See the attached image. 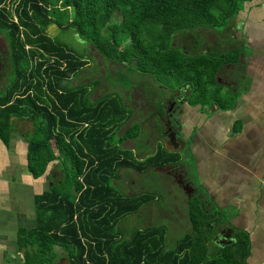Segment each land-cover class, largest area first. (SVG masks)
Masks as SVG:
<instances>
[{
    "label": "trees",
    "instance_id": "1",
    "mask_svg": "<svg viewBox=\"0 0 264 264\" xmlns=\"http://www.w3.org/2000/svg\"><path fill=\"white\" fill-rule=\"evenodd\" d=\"M246 1L251 0H0V34L8 43L11 72L0 90V139L9 143L13 117L31 120L28 170L40 177L53 166L52 184L34 199L36 225L17 234L22 264H57L63 256L68 264H248L247 233L236 231L233 242L217 244L213 238L227 217L207 207L198 190L188 201L190 230L175 245H166V225L120 229L122 219L155 195L119 192V170L177 166L181 153L159 145L136 158L123 143L139 136V125L117 136L131 115L122 97L110 92L92 100L91 84L72 85L88 59L48 33L53 24L71 29L114 62L174 77L176 89L189 90L190 104L228 110L242 89L226 90L217 76L226 61L242 66L239 52L224 51L223 41L194 52L173 40L178 33L195 37L199 27L229 29ZM115 12L119 22H112ZM240 76L242 83L243 70Z\"/></svg>",
    "mask_w": 264,
    "mask_h": 264
},
{
    "label": "crops",
    "instance_id": "2",
    "mask_svg": "<svg viewBox=\"0 0 264 264\" xmlns=\"http://www.w3.org/2000/svg\"><path fill=\"white\" fill-rule=\"evenodd\" d=\"M254 9L239 14L247 50L237 104L206 120L202 111L190 149L207 207L225 214L233 241L247 233V263L264 264V3ZM25 120L13 117L9 143L0 139V264H22L18 231L36 225L35 196L52 184V165L40 177L28 170Z\"/></svg>",
    "mask_w": 264,
    "mask_h": 264
},
{
    "label": "rangeland",
    "instance_id": "3",
    "mask_svg": "<svg viewBox=\"0 0 264 264\" xmlns=\"http://www.w3.org/2000/svg\"><path fill=\"white\" fill-rule=\"evenodd\" d=\"M261 3H264V0H252L251 3H245L243 13L240 14L243 15L244 12L247 13L250 9L255 10L254 7H260ZM68 13L72 17L73 9H70ZM120 19L121 14L115 12L112 22H119ZM232 26L229 29L216 27V30L223 31L221 35L212 28L199 27L194 30L195 37L178 33L175 35L173 42L180 47L184 45L194 47V52H196L195 47L199 50H206L210 45H218L219 41L230 42L231 39L229 40L228 37L233 34L234 28ZM238 27L239 30L236 35L238 38H242L243 32L240 30L241 27ZM103 32L105 31L103 30ZM48 33L53 38L69 45L77 54H81L88 59V65L77 76L73 77L72 85L91 84L90 97L92 100H96L110 92L117 93L122 97L131 115L122 124L117 136L124 134L128 128L139 125V136L133 139L129 138L123 143L125 147L133 150L136 158H145L151 155L159 145H163L165 148L167 144L169 145L168 138L162 136L165 128L161 120L160 109H162V101L177 87L174 77L167 75L155 77L151 74L132 70L126 63L114 62L100 53L91 42L81 39L71 29L59 28L53 24L48 28ZM196 37L197 40L194 41L193 39H196ZM198 41L200 43H197ZM9 58L6 37L4 34H0V90L6 87L11 79ZM204 112H207V109ZM160 126L162 130H160ZM25 129L28 131V135L32 132L33 122L31 120H25ZM195 129L196 132H193V137L190 138L192 131H195ZM198 129L196 123H190V120L184 124L178 142V152L181 153L182 157L178 169L182 171L184 178L197 188V194H204L205 190L201 186L200 178L195 171L194 160L189 147ZM114 183L116 189L124 194L148 191L155 195V199L139 212L121 220L119 227L123 231L130 233L134 228H142L153 224L166 225L168 228L166 245L171 247L190 230L188 217V201L190 198L183 185L178 182L173 174L157 169L140 173L134 169L122 168L119 170V178L115 179ZM194 192V190L190 192L191 197L195 194ZM210 246L211 248L215 247L213 243ZM63 258L66 257L63 256L60 261H63Z\"/></svg>",
    "mask_w": 264,
    "mask_h": 264
},
{
    "label": "flooded vegetation",
    "instance_id": "4",
    "mask_svg": "<svg viewBox=\"0 0 264 264\" xmlns=\"http://www.w3.org/2000/svg\"><path fill=\"white\" fill-rule=\"evenodd\" d=\"M233 23H234L233 26L232 25L231 26L234 29H233V34L231 36L234 37L235 40H231L230 42L223 41L220 44H222V49L224 51H231V52L238 51L239 52L238 59H239V62L241 63L243 61L244 54L247 49H246V42L244 41L245 38L244 37L238 38V36L236 35V33H238L237 31L239 30L238 26L242 25V21L240 20L239 15L234 20ZM210 46H214V44ZM206 50H209V46L206 48ZM241 72H242L241 67L237 66L236 64L231 63L230 61H226L222 69L219 71L217 80L219 83L224 85L226 90H229L230 92L236 91L237 89H240ZM159 87L162 88L161 85H159ZM188 94H189V90H187L185 87H181L178 89H174V91L172 90L171 94L165 100L162 101V108L165 113V115H161V120L165 128L164 131L162 132V136H164L165 138H168V142H169V145L167 144L168 147L171 146L173 149H177L176 151H178L179 138L181 137V131L186 122H189V120H190V123L195 122L196 126L200 129V126H201L200 122L203 118L202 111L207 109V112H205L207 115L205 117V120H206L213 113L214 110L221 109L218 106L213 105V104H205L203 106L201 104L192 105L188 101ZM236 104H237V101H236ZM193 132H196V129L195 131H192L190 138L193 137L192 135ZM187 141L188 139L186 140V143ZM189 147H190V144H189ZM179 166H180L179 164L177 166L175 165L174 169H172L171 172L169 173V174H173V176L177 178V180L180 177H184V174L182 173V171L178 169ZM184 180L185 182H189L185 178ZM191 185L193 187V184ZM193 190H195V187H193ZM220 231H222L221 237H225L229 233V230L226 229L224 226L219 228L218 233ZM223 242H226V239H224V241L220 240L218 244L221 245V243Z\"/></svg>",
    "mask_w": 264,
    "mask_h": 264
},
{
    "label": "water",
    "instance_id": "5",
    "mask_svg": "<svg viewBox=\"0 0 264 264\" xmlns=\"http://www.w3.org/2000/svg\"><path fill=\"white\" fill-rule=\"evenodd\" d=\"M165 149H167L169 151H176V149H172V148L168 147L167 145H166ZM174 167H175V164H168L166 166H158L155 169H157L159 171H164V172L170 173L171 170L174 169ZM178 182L183 185L184 189L186 190V192L188 194V197L191 198L190 192L193 191V187H192L191 183L185 182L184 177H180L178 179ZM221 232L222 231H220L218 234H216L215 237L213 238V240H215L216 242L219 243L220 240L224 241V239H226V242L221 243L222 246H224L225 244H229V243H231L233 241L231 233H228V235L225 236V237H221ZM217 238H219L220 240L219 239L216 240ZM62 260L63 261L58 260L57 264H68V259L67 258H63Z\"/></svg>",
    "mask_w": 264,
    "mask_h": 264
},
{
    "label": "built area",
    "instance_id": "6",
    "mask_svg": "<svg viewBox=\"0 0 264 264\" xmlns=\"http://www.w3.org/2000/svg\"><path fill=\"white\" fill-rule=\"evenodd\" d=\"M10 2V1H9Z\"/></svg>",
    "mask_w": 264,
    "mask_h": 264
}]
</instances>
